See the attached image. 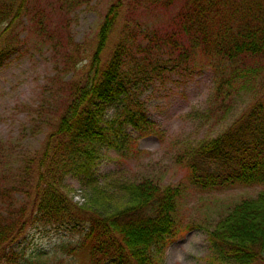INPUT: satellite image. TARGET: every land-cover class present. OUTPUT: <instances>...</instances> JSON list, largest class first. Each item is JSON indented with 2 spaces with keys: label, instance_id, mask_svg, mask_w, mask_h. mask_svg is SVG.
<instances>
[{
  "label": "rangeland",
  "instance_id": "1",
  "mask_svg": "<svg viewBox=\"0 0 264 264\" xmlns=\"http://www.w3.org/2000/svg\"><path fill=\"white\" fill-rule=\"evenodd\" d=\"M117 4L120 17L100 61L110 56L120 35L134 37L140 51L133 52L136 62L132 68L139 64L154 69L149 76L135 79L131 88L154 128L149 137L139 138L121 127L132 152L122 155L98 148L94 160L98 166L87 172L60 174L57 191L79 212L80 208L98 209L110 214L109 210L122 208V195L116 191L121 184L151 180L161 188L180 187L176 218L181 232L166 248L163 264L186 242L199 244L192 264H212L207 231L234 204L254 198L259 188L201 192L188 182L190 156L185 153L226 131L262 95L264 55L248 57L235 66L245 85L221 109L216 84L232 68L188 49L175 21L182 1L165 7L148 0H0V217L20 210L25 216L32 213V201L37 197L34 185L39 181L33 168L29 175L23 169L28 168L26 164L34 167V159L42 155L54 130L53 119L67 108L76 83L83 82L99 26ZM185 48L188 55H184ZM120 108L119 102L106 105L103 120L115 119ZM93 185L95 192L108 190L110 200L104 201L109 203L102 209L100 201L91 199ZM75 228L78 230L68 232L64 226L31 222L14 247L19 253L24 251L23 257L40 254L44 264H87L85 248L68 253L81 242L82 227ZM8 240L0 243V264L9 261L5 256Z\"/></svg>",
  "mask_w": 264,
  "mask_h": 264
},
{
  "label": "trees",
  "instance_id": "2",
  "mask_svg": "<svg viewBox=\"0 0 264 264\" xmlns=\"http://www.w3.org/2000/svg\"><path fill=\"white\" fill-rule=\"evenodd\" d=\"M148 1L165 7L182 1L175 21L188 41V49L199 50L232 68L215 89L219 107L226 109L237 90L245 85L240 79L242 74L235 70L237 65L244 64L248 57L264 55V0ZM119 17L118 4L104 16L83 82L76 83L67 108L53 119L54 130L42 155L34 159V167L26 164L28 168L23 169L29 175V168H33L32 174L39 181L34 185L37 197L32 201V213L25 216L20 210L18 214L9 213L7 218L0 217V243L9 239L7 264H44L40 254L23 257L24 251L19 253L14 247L31 222L64 226L68 232L81 226V242L68 253L76 254L85 248L87 264H163L166 248L181 232L176 218L180 187L161 188L151 180L121 184L116 191L122 195V208L109 210L110 214L98 209L85 212L80 208L79 212L57 191L60 174L87 172L98 166L94 162L98 148L122 155L131 153L121 127H127L139 138L149 137L153 131V122L148 120L131 87L135 79L149 76L154 68L145 69L139 64L132 68L136 62L133 52L140 51L134 37L120 35L110 56L100 61ZM184 50V55H188ZM116 102L121 104L118 116L104 121V107ZM52 141L55 144L49 150ZM185 154L190 156L188 182L201 192L259 188L254 198L234 204L207 231L210 262L264 264V92L226 131L200 142ZM94 186L89 189L91 199L100 201L102 209L109 203L105 205L104 201L110 200L108 190L95 192Z\"/></svg>",
  "mask_w": 264,
  "mask_h": 264
},
{
  "label": "clouds",
  "instance_id": "3",
  "mask_svg": "<svg viewBox=\"0 0 264 264\" xmlns=\"http://www.w3.org/2000/svg\"><path fill=\"white\" fill-rule=\"evenodd\" d=\"M199 244H191L186 242V245L181 246V249L173 250L174 255L166 264H192V257L197 254Z\"/></svg>",
  "mask_w": 264,
  "mask_h": 264
}]
</instances>
